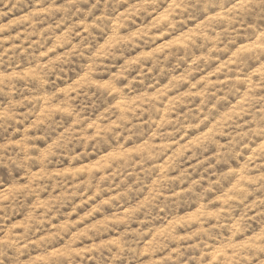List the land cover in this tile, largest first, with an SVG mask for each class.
Masks as SVG:
<instances>
[{"label":"clouds","instance_id":"clouds-1","mask_svg":"<svg viewBox=\"0 0 264 264\" xmlns=\"http://www.w3.org/2000/svg\"><path fill=\"white\" fill-rule=\"evenodd\" d=\"M0 264H264V0H0Z\"/></svg>","mask_w":264,"mask_h":264}]
</instances>
